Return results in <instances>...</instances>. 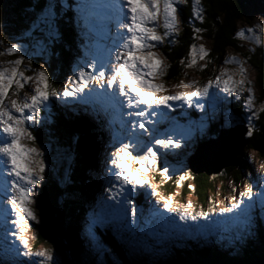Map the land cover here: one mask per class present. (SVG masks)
Wrapping results in <instances>:
<instances>
[{
	"label": "rangeland",
	"instance_id": "1",
	"mask_svg": "<svg viewBox=\"0 0 264 264\" xmlns=\"http://www.w3.org/2000/svg\"><path fill=\"white\" fill-rule=\"evenodd\" d=\"M184 1L178 0L173 4V7L176 8L177 20L175 29L166 30L164 28L162 4L155 23L146 25L149 28L155 27V34L162 38L161 41L150 40L149 43L154 45L151 52L154 54V58L161 62L160 67L164 69V75L157 74L154 78L147 76L144 78L163 86L160 91L154 93L157 99L175 96L178 93L189 94L197 90L202 93L206 86L208 94L207 96L202 94L192 96L188 100H168L166 105H152L151 107L144 104H133L130 107L129 96L139 99L135 97L134 93L129 92L127 96H123L120 95L117 85L108 87L106 84L107 79L113 74L114 67L123 62V60H116V54L118 52L123 54L126 51L123 48V42L129 34L127 29L120 27L122 21L130 23V21L124 20L126 14L130 15L125 0H57V2L53 0V10L57 11L56 5L58 4L61 12L70 13L72 23L77 29L72 56L70 60H67L69 65L62 76V82L55 85L56 88L52 90L56 92V95H50L48 100L40 103L38 111L26 108L23 114L12 108L10 101L16 100L17 104H22L25 100L30 102L34 89L38 86L42 87L38 84V75L41 71H47L44 63L46 57H42L44 53H41L45 50L41 48L40 44H38V48L33 46L28 40L27 29L14 24L7 13L0 18V70L7 69L11 74V69L16 67L23 77L30 78L24 80H20V77L16 78L24 86L18 89L16 83H13L8 89L5 110L10 111L16 119L31 117L24 119L21 127L26 133H30L33 139L29 140L25 135L20 138L18 144L24 149L34 148L41 153L39 157L34 153L28 154L24 161L29 167L35 169L33 176L37 178L38 182L31 185L14 174L8 175L11 171V164L6 162L7 157L0 154V264H6V262L12 264L9 262L14 260L15 264H70L67 254L63 251L64 245L61 241L40 243L37 233V227L43 224L39 198L44 182L49 176L60 178V185L65 187L69 181V169L64 167V161L70 160V154L62 150L61 146L60 150L57 149L58 151L52 153L36 144V133L44 123L47 111L54 105L101 116V122L107 130L108 139L100 151L99 165L92 176L95 183L90 185L89 189L90 192L92 191L91 201L95 200L97 207L93 209L95 221L93 217L90 218L91 221L84 226L87 235L83 239L81 237V241L85 243L84 248L90 251L93 258L96 259V264L126 263L110 247L102 244L101 238L94 233L96 226L110 230V234L122 244L123 252L128 259L137 260L136 257L140 256L148 264H154L159 258L170 257L171 250L169 252L168 246L170 249L176 248L181 245L182 241H193L197 247L203 250L208 248L210 251H222L234 257L236 252L239 253L236 247L239 243L243 245L246 244L245 242L253 243L259 239L260 227L258 225L264 226V212H262L264 211V159L255 152L247 154L248 166H246L247 170L243 172L244 182L241 184L238 185L233 176H229L227 173L222 175L227 179L219 182V176L230 167L221 174L210 177L215 178L213 181L219 182V186L215 195L209 197L206 206H203L197 197L187 195L181 189L167 195L159 183L163 178L158 176V171L161 175L163 173L159 162L161 159L164 160L165 156L175 159L186 156L181 159L185 160L182 164L169 168L171 171L168 173V178L173 175L179 178L184 177L183 180L191 183L193 178L188 173L190 169L187 159L195 153L200 136H203L204 139L209 137L206 141L216 138L210 137L215 132L209 129L212 121L209 119L206 122L208 114L214 118H229L231 127L228 129L237 127L238 117L232 111L231 106L227 107L231 111L227 109L218 111L220 105L226 104L228 100H233L232 104H243L249 126L252 116L259 111L257 71L251 63L247 62L244 54L249 55L250 52L257 59H260V56L264 54V0H257V3L251 5L247 18L239 22L236 33V42L239 46L236 49L226 50L213 63L215 59H210V61L207 59L210 57L209 52H211L212 44L202 36L191 58V61L195 60V64L191 67L188 66L190 63L187 64L184 79L168 81L169 62L162 48L167 44L165 35L174 39L182 30L179 7L184 5ZM195 8L197 9L195 15L200 18L202 13L199 10V5H195ZM28 14L31 15L30 12ZM249 28L254 29V32H247L246 30ZM242 31L244 35H238ZM47 32L48 35L49 31ZM254 37H259L261 43H256ZM49 41L53 49L57 47L55 39L54 41L49 39ZM60 44L59 41V53L62 47ZM12 46H16L18 51L9 54L7 50ZM201 47L207 52L203 58H201ZM55 54L57 55V53ZM147 54L148 50L137 53V55L145 56ZM231 57L243 62L242 66L246 70L244 76L239 74L240 64L226 62ZM17 59L22 61L20 65L9 63ZM62 68L64 67L62 66ZM100 71L105 73L103 80H88L83 92H75L77 83L81 85L85 83L79 76L80 72L98 77ZM229 74L236 81L241 79L245 81L243 86L237 87L235 92L223 91V81L228 78ZM217 77H220L221 80L219 84L216 83ZM209 81H212L210 86ZM102 83L104 87H101ZM184 85L190 86L185 87ZM65 88L72 91L74 95L65 97L63 95ZM125 88L127 89L128 86L125 85ZM216 93L221 96H216ZM250 96L252 104L249 106ZM101 105H104L105 108H102ZM193 110L201 115L200 121H196L198 114L192 113ZM140 111H143L145 115L137 116L136 113ZM217 121L215 119L212 123ZM14 122L10 121L9 123ZM141 123L144 124L143 129L139 127ZM2 129L3 125L0 124V141H10V137L3 133ZM168 139L172 140L173 144L178 143L180 146L162 147L156 143L157 140ZM64 144L69 145L66 141ZM124 144L130 146L128 150L131 152V156L127 157L124 163L133 173L146 179L147 184L136 185L134 181L125 184L122 179H116L121 169L116 167L112 161L117 159L114 154ZM2 146L0 143V147ZM149 148L156 153V164L155 166L146 164L147 173L138 172L142 165L135 163L131 157L143 155L150 160L151 155L147 151ZM36 160L43 163L42 172H39L35 164L32 163ZM241 164L236 171L240 170ZM170 174L172 175L170 176ZM22 175H26V173H22ZM124 175H127V171L124 172ZM129 179L131 178L129 177ZM13 181H17L18 184L29 190L31 203L27 206L36 217L35 220L26 217L29 225L24 233L28 239L27 249L20 243L17 236L13 235L17 231L12 223L16 217L12 214V205L9 203V200L17 195L12 188ZM249 187L252 190V197L241 196V193L246 192ZM93 189H95L94 193ZM169 198H171V211L164 207L165 201ZM239 201H243L240 209L233 212H221V209L229 208L234 202ZM189 203L192 207L188 209V212L198 216L195 221L180 219L181 214H184L185 206ZM133 209L136 210L135 216L132 215ZM202 213H208V218L204 219L200 215ZM107 224L110 225L109 228H105ZM25 251L30 252L31 255H23ZM40 252H44L45 256L38 255ZM198 256L199 254L194 257ZM237 257L240 256L237 255Z\"/></svg>",
	"mask_w": 264,
	"mask_h": 264
},
{
	"label": "trees",
	"instance_id": "2",
	"mask_svg": "<svg viewBox=\"0 0 264 264\" xmlns=\"http://www.w3.org/2000/svg\"><path fill=\"white\" fill-rule=\"evenodd\" d=\"M254 3H257V0H201L199 10L202 16L198 18L195 15L197 9L193 0H185L184 5L180 6L182 30L174 39L169 37L167 44L162 48L169 62L167 80L180 81L184 79L187 64L191 62L194 53L193 47L196 50L202 36L212 44L211 52H209L210 57L207 59L209 61L215 59L213 63L226 50L236 49L239 46L236 42L238 24L247 18L249 7ZM52 6L53 0H0V18L7 13L14 24L27 29L28 40L33 46L38 48V44H40L41 48L45 50L41 53H44L42 57H46L44 63L47 71L45 73L48 77L47 83L50 90H54L55 85L62 82V76L69 65L67 60H70L72 56L77 30L72 23L70 13L61 12L58 4L55 12ZM47 31H49L48 35ZM53 38L57 41V44L55 43L57 47L54 49L50 46L49 41V39L54 41ZM59 41L62 46L60 53ZM56 49H58L56 52L53 51ZM244 56L257 71L259 111L252 116L249 126L246 121L244 105L234 103L231 106L232 111L238 117V124L248 127V131L245 136V144L236 157L235 164L219 176L220 182L227 179V177H223L226 173L229 176L232 175L238 185L244 182L243 172L247 170L246 166H248L247 154L255 152L264 159V110H262L264 108V54L260 56V59L250 52L249 55L244 54ZM44 119V123L36 133V144L52 153L58 151L57 149L60 150L61 146L62 150L67 151L71 157L70 160L64 161V167L69 169L68 186L62 187L59 182L60 178L49 176L41 188L39 208L43 216V224L37 227L38 241L40 243L61 241L64 245L63 251L67 254V258L68 256L70 258V264H95V260L90 257L92 261L85 263L86 259L84 260L85 255H83V253L86 254L85 243L81 241V237L83 239L87 233L84 226L91 221L90 218L93 217L95 221L90 201L92 191L90 192L89 189L90 185L95 183L92 176L99 165L100 151L105 145L107 137L106 131L100 118L94 123L85 114V111L60 108L57 105L47 111ZM217 120V122L211 123L209 129L215 133L210 137H218L223 127H226L225 118L217 117ZM202 137L199 138L200 144L209 138ZM65 141L69 145L64 144ZM186 155L189 154L186 153ZM185 157H181V159ZM163 158L164 160L161 159L159 162L161 170L167 168L168 173L171 171L169 168L179 166L185 161L169 156ZM239 163L241 164L240 170L236 171L239 169ZM188 173L193 178L191 183L174 175L166 179L158 171V176L163 177L159 181L163 186V192L171 195L177 189H181L185 191V194L197 197L203 206H206L209 197L214 196L217 192L219 182L213 181L215 178L212 179L206 174L194 175L190 171ZM258 227H260L259 239L253 243L245 242L246 244L243 245L239 243L236 247L241 257L233 258L235 260L220 255L218 251L214 253L208 248L203 250L197 247L193 241H186L179 242L181 245L173 248L174 253L170 257L154 264H225L233 262L252 264L264 259V226L258 225ZM109 231L101 226L95 228V233L100 236L104 246L110 247L122 261H126L125 264H132L124 254L122 244ZM198 254L199 256L195 258L190 256ZM137 264L147 263L137 262Z\"/></svg>",
	"mask_w": 264,
	"mask_h": 264
},
{
	"label": "snow or ice",
	"instance_id": "3",
	"mask_svg": "<svg viewBox=\"0 0 264 264\" xmlns=\"http://www.w3.org/2000/svg\"><path fill=\"white\" fill-rule=\"evenodd\" d=\"M178 0H125V4L128 7V12L130 15L126 14L124 17L125 21L129 22H121L120 27L127 29V38L123 42V48L126 50L125 53H117L116 60H123L122 63L118 64L114 67L113 74L109 79H107L106 84L108 87H112L114 84L118 86L120 95L127 96L129 92L134 93L135 97L139 99H135L132 96H129L128 104L131 107L133 104H144L148 107L152 105H161L167 103L168 100H180L185 99L188 100L192 96L197 95H205L208 94V87L206 86L201 93L199 90L196 92H192L189 94L178 93L175 96H165L163 98L157 99L154 96L155 92H158L162 89V85L154 84L150 80L145 79L144 77H155L157 74L163 76L164 69L160 67L161 62L158 59L154 58V54L151 52V48L154 45L150 44L149 41H161V37L155 34V27L149 28L146 25L149 23H155L157 16L160 13V6H163V15H164V28L167 29H175L176 27V8L173 7L174 3H177ZM195 5L200 4V0H193ZM147 5V7H146ZM249 33L254 32V29L249 28L246 30ZM238 35L243 36L244 32L238 33ZM256 43H261L259 37H254ZM145 50H148L147 56L145 55H137V53H143ZM18 48L16 46L10 47L7 52L9 54L16 53ZM193 51H195V47H193ZM200 52L202 53L201 58L207 55V52L200 48ZM227 63H237L240 64V75L244 76L246 70L243 68L241 61L235 59V57L229 58ZM14 65H20L22 63L21 60L17 59L14 61H10ZM195 64V60L193 59L189 67ZM147 70V71H145ZM79 76L81 79L85 81L83 85L77 83L75 86V92H83L84 87L87 84L88 80L98 79L103 80L105 73L103 71L99 72L98 77H92L85 72H80ZM20 77V80L30 79L23 77V74L18 72L16 67L11 69V74H9V70L4 69L0 70V124L3 125V133H6L8 137H10V141H0L2 143V147H0V154L4 157H7V161L11 164V171H9L8 175H15L17 178L21 180H26L27 184H35L38 182L37 178L33 176L34 168H31L24 161L27 159L28 154L34 153L37 157L41 155L36 149L28 148L24 149L19 147V140L23 136H27L29 140L33 139L30 133H26V131L21 127L24 122V119H30L31 117H24L22 119H16L10 111L5 110V98L8 95V89L16 83L17 88H22L24 85L20 83V80L16 78ZM48 77L47 74L41 71L38 75V84L42 85L38 86L34 89V94L30 97V102L25 100L22 104H17L16 100H11L12 108L21 114H23L24 109L28 108L33 111H38V105L43 101L48 100L49 96L56 95L55 91L49 89V85L47 83ZM221 82L220 77L216 78V83L219 84ZM212 81H209V86ZM245 81L243 79L236 81L233 79L232 75L229 74L228 78L223 81L225 92H235L237 87H242ZM125 85L128 88H125ZM188 87L190 85H184ZM101 87H104V84H101ZM63 95L65 97L72 96L74 93L65 88ZM249 106L252 104V97H249ZM264 110V108H262ZM137 116H143L145 113L143 111L137 112ZM10 121H15L14 123H9ZM140 128H144V124L141 123L139 125ZM251 135V132H249ZM157 144L162 147H179L178 143L173 144V141L168 140H157ZM128 144H124L123 147L117 151L114 155L117 159H114L112 163L116 165L119 169H121L120 174L116 176V179H122L125 184L131 183L134 181L136 185H145L148 181L142 178L139 174L133 173L131 169L128 167L126 163H124L125 159L131 156V152ZM148 153L151 155V159L149 160L147 156H132V160L141 164L142 167L138 170V172L147 173L148 168L146 164H151L155 166L156 164V153L149 148ZM123 153V154H121ZM36 169L39 172L43 171V163L39 160L33 161ZM127 171V175H124V172ZM22 173H26V175H22ZM162 175L167 179L168 178V169L164 168ZM129 177L131 179H129ZM42 179V177H39ZM181 180L184 177L180 178ZM12 188L16 191L17 195L14 196L9 203L12 205V214L15 215V220L12 221L13 225L16 227L17 231L13 233V235L17 236L20 243L24 246L25 249L28 248V239L24 235L25 231L29 227L27 224V218L35 220L36 217L32 210L27 206L31 203L29 199V190L21 186L17 183V181L12 182ZM157 194L158 193H155ZM241 196H247L248 198L252 197V190L249 187L246 192L241 193ZM243 201L234 202L231 207L226 209H221V212H233L234 210H238L241 207ZM165 209L171 211V198L165 201L164 204ZM192 205L189 203L185 206L184 214H181L180 219L186 220L191 219L193 221L198 219L197 215H193L188 212ZM23 214V215H22ZM136 210H132V215L135 216ZM204 219L208 218V213L200 214ZM25 256L31 255L30 252L25 251L23 253ZM40 256H45L44 252L38 253Z\"/></svg>",
	"mask_w": 264,
	"mask_h": 264
},
{
	"label": "water",
	"instance_id": "4",
	"mask_svg": "<svg viewBox=\"0 0 264 264\" xmlns=\"http://www.w3.org/2000/svg\"><path fill=\"white\" fill-rule=\"evenodd\" d=\"M247 128L223 130L219 137L200 144L194 154L189 158V169L194 175H219L225 169L235 164L236 157L245 144ZM68 256V260H69ZM239 264V263H225ZM252 264H264V259Z\"/></svg>",
	"mask_w": 264,
	"mask_h": 264
},
{
	"label": "bare ground",
	"instance_id": "5",
	"mask_svg": "<svg viewBox=\"0 0 264 264\" xmlns=\"http://www.w3.org/2000/svg\"><path fill=\"white\" fill-rule=\"evenodd\" d=\"M233 263H235V262H233ZM240 264V263H239Z\"/></svg>",
	"mask_w": 264,
	"mask_h": 264
}]
</instances>
